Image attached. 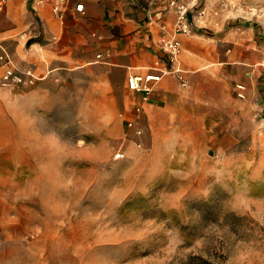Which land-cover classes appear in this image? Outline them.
<instances>
[{
    "label": "rangeland",
    "instance_id": "1",
    "mask_svg": "<svg viewBox=\"0 0 264 264\" xmlns=\"http://www.w3.org/2000/svg\"><path fill=\"white\" fill-rule=\"evenodd\" d=\"M133 1L139 15L146 1ZM234 13L253 36L233 45L264 46V0ZM37 43L35 31L0 39L35 70ZM236 61L193 83L182 72L185 86L173 75L140 138L123 93L84 71L0 85V264H264V58Z\"/></svg>",
    "mask_w": 264,
    "mask_h": 264
},
{
    "label": "crops",
    "instance_id": "2",
    "mask_svg": "<svg viewBox=\"0 0 264 264\" xmlns=\"http://www.w3.org/2000/svg\"><path fill=\"white\" fill-rule=\"evenodd\" d=\"M145 1L146 8L138 15L131 13L141 6L133 0H4L0 7V39L35 31L45 43L34 44L41 53H29L25 60L37 66L36 72L58 75L84 71L105 87L123 93V112L131 109L134 113L140 108L144 113L165 101L174 89L175 75L165 74L151 83L146 101L126 88L129 76L162 74L165 65L157 42L163 34L173 35L171 0ZM177 1L186 4L191 27L188 35H175L180 42L177 66L191 82L207 63H216L221 70L232 68L238 57L243 65L264 58V46H257L255 41L246 48L244 44L243 48L233 45L239 32L248 39L253 36L250 26L234 25V7L241 0ZM76 4H83V14L74 11ZM128 4L133 7L125 11ZM54 5L59 6L60 17L53 13Z\"/></svg>",
    "mask_w": 264,
    "mask_h": 264
},
{
    "label": "built area",
    "instance_id": "3",
    "mask_svg": "<svg viewBox=\"0 0 264 264\" xmlns=\"http://www.w3.org/2000/svg\"><path fill=\"white\" fill-rule=\"evenodd\" d=\"M4 0H0V7H2ZM169 7L175 14V23L173 25V35L167 36L163 34L160 36L157 46L161 55V61L165 65L161 75H145V76H129L126 79V88L132 93L141 94L143 101H146L148 95L152 91L151 83H156L160 80L161 76L165 74H175L181 86L186 85V80L182 75V71L177 66V58L180 53V42L175 37L176 34L188 35L191 32V27L188 21V8L185 3L171 0ZM53 13L56 17L59 15V6L52 7ZM74 11L83 14V4H76ZM97 58H100L98 55ZM43 76H39L35 69L32 67L19 68L13 62L11 56L0 46V85L5 88L11 87H29L34 85ZM235 94L239 99L245 97V86L242 84L235 85ZM133 118L126 122V127L135 137L142 136V129L138 126L137 119L140 115L141 109L135 108ZM141 147L140 143L136 144ZM119 157V155H117Z\"/></svg>",
    "mask_w": 264,
    "mask_h": 264
}]
</instances>
